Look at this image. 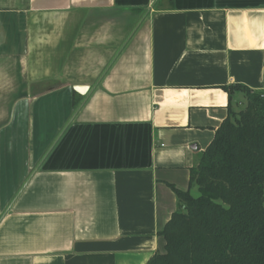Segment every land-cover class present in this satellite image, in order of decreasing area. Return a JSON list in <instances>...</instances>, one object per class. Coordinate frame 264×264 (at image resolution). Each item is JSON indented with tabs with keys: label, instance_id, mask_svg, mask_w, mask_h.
Listing matches in <instances>:
<instances>
[{
	"label": "crops",
	"instance_id": "crops-1",
	"mask_svg": "<svg viewBox=\"0 0 264 264\" xmlns=\"http://www.w3.org/2000/svg\"><path fill=\"white\" fill-rule=\"evenodd\" d=\"M263 60L264 0H0V264L163 252L222 86L264 90Z\"/></svg>",
	"mask_w": 264,
	"mask_h": 264
},
{
	"label": "trees",
	"instance_id": "trees-1",
	"mask_svg": "<svg viewBox=\"0 0 264 264\" xmlns=\"http://www.w3.org/2000/svg\"><path fill=\"white\" fill-rule=\"evenodd\" d=\"M222 88L228 114L190 169L188 189L174 188L178 209L159 231L163 252L145 264H264V90Z\"/></svg>",
	"mask_w": 264,
	"mask_h": 264
},
{
	"label": "rangeland",
	"instance_id": "rangeland-1",
	"mask_svg": "<svg viewBox=\"0 0 264 264\" xmlns=\"http://www.w3.org/2000/svg\"><path fill=\"white\" fill-rule=\"evenodd\" d=\"M234 95H236V96H238L239 97V99L242 101L243 100V98H242V95L240 94V93H236V94H234ZM244 101V100H243ZM235 109L236 110H238L239 109V107L237 108V107H235ZM197 192L195 191L193 194H196Z\"/></svg>",
	"mask_w": 264,
	"mask_h": 264
},
{
	"label": "water",
	"instance_id": "water-1",
	"mask_svg": "<svg viewBox=\"0 0 264 264\" xmlns=\"http://www.w3.org/2000/svg\"><path fill=\"white\" fill-rule=\"evenodd\" d=\"M80 89V88H79ZM82 89V88H81Z\"/></svg>",
	"mask_w": 264,
	"mask_h": 264
}]
</instances>
